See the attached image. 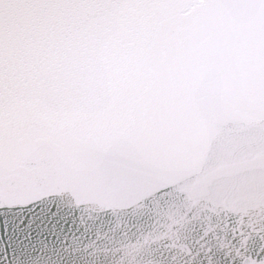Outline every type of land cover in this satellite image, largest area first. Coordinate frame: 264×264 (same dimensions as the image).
Wrapping results in <instances>:
<instances>
[{
    "label": "snow or ice",
    "instance_id": "6c2138e0",
    "mask_svg": "<svg viewBox=\"0 0 264 264\" xmlns=\"http://www.w3.org/2000/svg\"><path fill=\"white\" fill-rule=\"evenodd\" d=\"M0 264H264V0H0Z\"/></svg>",
    "mask_w": 264,
    "mask_h": 264
}]
</instances>
